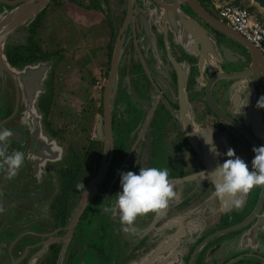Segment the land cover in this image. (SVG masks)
Returning <instances> with one entry per match:
<instances>
[{
    "label": "flooded vegetation",
    "instance_id": "af4514ba",
    "mask_svg": "<svg viewBox=\"0 0 264 264\" xmlns=\"http://www.w3.org/2000/svg\"><path fill=\"white\" fill-rule=\"evenodd\" d=\"M7 1L16 2L12 6L20 4V0ZM225 1L198 0L209 19L222 22L217 6ZM176 3L199 27V43H192L184 33L186 45L179 44L181 27L176 19L184 20L176 14ZM7 6L0 0V9ZM70 8L96 13L108 30L102 46L105 62L98 69L104 81L98 88L97 112L78 150L71 142L65 144L62 128L55 129L48 118L49 108L45 115L48 82L64 58L60 53L38 108L45 133L57 139V144L64 143L67 154L40 170L26 159L12 179L0 171V206L4 208L0 212V264H124L155 244L152 236H157L164 216L171 221V232L185 226L189 239L183 246L184 264H264V187L245 195L239 208L234 198H213L219 181L209 160L214 153L217 164H222L232 148L251 169L253 147L264 145V107H259L264 105V64L226 39L185 0H50L37 17ZM171 12L176 19L170 17ZM36 36L35 28L34 40L41 48ZM18 46L6 49L7 59ZM117 50L107 124L103 94ZM184 106L196 145L185 129ZM209 138L219 155L207 149ZM9 148L10 153L21 149L11 140ZM69 164L76 176L63 209L58 196ZM141 167L167 168L177 196L162 218L154 213L139 216L133 225L136 232L129 234L122 231L119 214L113 217L103 208L122 192L120 174H138ZM94 179L95 188L69 234L67 226L83 185ZM198 224L200 229L190 236Z\"/></svg>",
    "mask_w": 264,
    "mask_h": 264
},
{
    "label": "water",
    "instance_id": "95a60500",
    "mask_svg": "<svg viewBox=\"0 0 264 264\" xmlns=\"http://www.w3.org/2000/svg\"><path fill=\"white\" fill-rule=\"evenodd\" d=\"M50 0H20V4L14 5L16 2L1 0V3L7 4V7L0 9V130L4 128L13 131L14 135L10 138L16 142L21 151L26 154L27 160L34 162V168L40 170L46 165L49 166L63 155L67 154V147L64 143L57 144V139H51L43 128V114L38 108V99L40 95L46 92V81L49 78L50 71L54 65L53 59L44 61H35L17 66L12 65L6 55V49L14 45H22L25 43L28 36V28L35 20L37 15L47 6ZM188 2L192 10L199 16L204 17L208 24L214 27L218 32L245 50L252 59L258 60L264 64L262 54L248 40L233 30L228 24L221 20L209 19L205 11L199 4L198 0H185ZM248 6L254 10L264 20V0H244ZM176 14L184 21L178 20L174 16V12L170 13V17H174L180 25L178 39L179 44L186 45L187 39L182 36L186 33L190 41L195 43L201 35L197 34L200 31L199 27L185 16L176 3ZM204 34V33H203ZM189 41V39H188ZM200 41H196L199 43ZM202 45L206 42L202 41ZM225 56L224 52L222 53ZM118 60V50L114 53L111 61V72L107 79V84L104 88V115L105 121L109 123V107L110 96L112 90L115 89L116 82V66ZM151 114V113H150ZM15 120V121H14ZM183 121L188 137L193 145H196L197 137L194 129H192V120L189 117V112L183 108ZM102 124V118L99 117V127ZM207 149L210 150V143H205ZM204 145V147H205ZM212 148V147H211ZM10 150V148H9ZM210 150L209 152H211ZM208 152V153H209ZM10 153V152H9ZM210 162H213V169L218 166L214 153L209 156ZM212 160V161H211ZM97 179L90 181L80 194L77 205L74 207L67 229L70 230L77 220L80 210L89 195L95 188ZM171 204L161 211L160 217L169 210ZM189 212V211H187ZM184 212V213H187ZM166 218V219H165ZM163 223L158 227L157 236H152L155 244L149 246L143 253L136 258L129 260L124 264H184L182 259L183 246L189 238L185 235V226L179 225L177 230L170 231V220L164 216ZM201 224L193 227L190 236L200 229ZM68 234V235H69ZM216 234L211 235L214 237ZM186 237V239H183ZM208 239V238H207ZM204 240L200 246L205 243ZM182 243V244H180ZM227 246H221L218 251H222Z\"/></svg>",
    "mask_w": 264,
    "mask_h": 264
},
{
    "label": "rangeland",
    "instance_id": "374dc122",
    "mask_svg": "<svg viewBox=\"0 0 264 264\" xmlns=\"http://www.w3.org/2000/svg\"><path fill=\"white\" fill-rule=\"evenodd\" d=\"M240 4L248 6L244 0ZM36 31L42 50H61L64 56L48 82L53 92L48 118L55 129L62 128L65 144L71 142L78 150L97 112L100 86L96 82L104 81L98 69L105 62L102 46L108 30L96 13L88 15L70 8L68 12L49 10L42 14Z\"/></svg>",
    "mask_w": 264,
    "mask_h": 264
},
{
    "label": "clouds",
    "instance_id": "9594fccd",
    "mask_svg": "<svg viewBox=\"0 0 264 264\" xmlns=\"http://www.w3.org/2000/svg\"><path fill=\"white\" fill-rule=\"evenodd\" d=\"M13 135L10 129L0 130V171L5 172L7 179L16 176L26 160L23 151L13 150L9 153L10 138ZM208 143H211L210 138ZM210 150L217 155L220 154L215 145ZM252 150L255 156L251 161V169L236 155L234 149L227 150L225 155L229 159L214 170L219 182L216 183L215 190L211 194L213 198L223 199L226 196L234 198V203L239 208L244 204L245 195L254 188L264 187V145L254 146ZM120 175L122 192H118L115 202L111 206H105L103 211L113 217L118 213L122 231L125 233L134 234L136 228L133 225L139 216H146L149 213L160 214L167 208L170 200L177 196L167 168L141 167L138 174L127 171ZM41 179L42 177L38 175L37 180ZM3 211L4 208L0 206V212Z\"/></svg>",
    "mask_w": 264,
    "mask_h": 264
},
{
    "label": "built area",
    "instance_id": "2783aa9c",
    "mask_svg": "<svg viewBox=\"0 0 264 264\" xmlns=\"http://www.w3.org/2000/svg\"><path fill=\"white\" fill-rule=\"evenodd\" d=\"M219 17L230 27L248 40L264 58V22L257 12L250 11L247 6L226 1L217 6ZM99 86L103 81L96 82Z\"/></svg>",
    "mask_w": 264,
    "mask_h": 264
},
{
    "label": "trees",
    "instance_id": "16d2710c",
    "mask_svg": "<svg viewBox=\"0 0 264 264\" xmlns=\"http://www.w3.org/2000/svg\"><path fill=\"white\" fill-rule=\"evenodd\" d=\"M234 1L236 3H240L241 0H234ZM247 7L250 11H254L253 7H250V6H247ZM41 15L42 14H40L37 17L35 23L30 28V36L27 39L26 44L18 46L13 52L9 53L8 61L12 65L20 66V65H23L25 63H31V62H35V61H44V60H48V59H53L55 62V57L58 58L60 51H55L53 53H45L41 50V48L36 44V42L34 40L35 28L37 27V25L40 22ZM258 16H260V15L258 14ZM52 97H53V92L50 91L49 93H47V95L44 99L47 101L46 111L44 112L45 115H47L48 108L50 106ZM71 167H72V165L69 164L68 170L64 169L65 173L63 175L64 180H63V186H62V190H61L62 195L58 196V200H60V203H62L63 209L66 206L65 205L66 200H67L68 194L70 192V189L72 187L75 176H76L75 174H73Z\"/></svg>",
    "mask_w": 264,
    "mask_h": 264
},
{
    "label": "crops",
    "instance_id": "0c3cea01",
    "mask_svg": "<svg viewBox=\"0 0 264 264\" xmlns=\"http://www.w3.org/2000/svg\"><path fill=\"white\" fill-rule=\"evenodd\" d=\"M226 1H232V0H226ZM226 1H225V2H226ZM233 1H234V0H233Z\"/></svg>",
    "mask_w": 264,
    "mask_h": 264
}]
</instances>
